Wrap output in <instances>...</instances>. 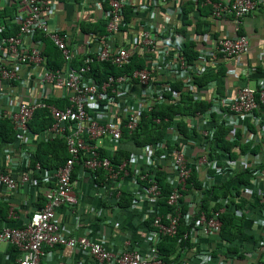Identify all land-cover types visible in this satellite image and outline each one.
Instances as JSON below:
<instances>
[{"label":"built area","instance_id":"built-area-1","mask_svg":"<svg viewBox=\"0 0 264 264\" xmlns=\"http://www.w3.org/2000/svg\"><path fill=\"white\" fill-rule=\"evenodd\" d=\"M13 1L18 6L13 22L19 28L16 34L7 36L6 28L0 24V82L12 87L15 83L18 87L24 85L25 95L11 91L0 94V117L13 123L17 133L14 145L22 148L21 158L27 171L18 180L0 172V187L7 192L20 189L28 194L31 186L50 185V191L43 209L31 214L24 226L0 229V252L4 246L17 249L20 258L16 264H47L44 260L48 250L58 247L76 249L94 264H165L160 245L165 238H175L183 223L193 249L182 252L174 264H261L264 209L251 221L260 237L254 250L244 257L226 258L220 254L215 258L212 251L217 248L226 207L206 210L203 205L206 194L247 170L254 176L252 186L242 196L262 195L258 192L264 166V127L260 128L261 119L255 113L264 109V81L258 87H240L233 95L209 96L196 80L206 74L219 75L225 61L237 65L239 59L251 54V39L240 34V28L245 19L264 12V0H105L107 7L101 18L106 22L104 32L91 36L87 45H93L92 49L78 50L75 55L66 38L48 31V18L55 10L52 0ZM203 10L207 12L204 16ZM186 15L192 18V26L206 21L205 32L195 36L180 33L176 21ZM228 20L234 23L233 34L214 37L208 32ZM40 34L62 54L65 69L49 68ZM122 34L133 38L120 39ZM191 43L197 53L192 62L187 54ZM75 58L81 61L77 67ZM257 60L263 62L264 54L257 55ZM134 61L138 62L136 68L126 73ZM97 64L111 65L123 73L109 76L98 85L90 76ZM257 70L248 66L241 75L250 79ZM235 71L232 68L229 74L234 75ZM35 85L42 96L26 100ZM55 91H61L57 95L61 107L50 102ZM184 95L193 104H207V108L198 109L187 118L180 113L172 118L154 117L159 107H182ZM41 110L48 113L53 123L40 135H34L30 124ZM149 118L155 127L166 129L164 138L139 152L120 156L125 137L137 133L142 121ZM249 118L258 132L244 125ZM219 127L229 131L231 143L260 145L262 153L230 158L218 147ZM57 137L65 139L69 159L63 167L49 171L37 162L36 153L25 149L37 150L36 145ZM78 170L94 182L102 173L103 180L95 188L113 192L119 211L125 210L119 206L124 196L133 199L129 210L142 218L145 250L133 244L131 233L125 246L112 252L88 236L70 237L60 227L57 210L78 203V181L74 179ZM195 174L201 187L193 181ZM161 175L171 189L166 197L159 181ZM164 199L170 208L167 213L160 212ZM212 242L213 249L209 244Z\"/></svg>","mask_w":264,"mask_h":264},{"label":"crops","instance_id":"crops-1","mask_svg":"<svg viewBox=\"0 0 264 264\" xmlns=\"http://www.w3.org/2000/svg\"><path fill=\"white\" fill-rule=\"evenodd\" d=\"M140 2L141 0H133ZM55 7L53 14L48 18V31L50 33H59L66 38L70 45L73 55L78 50L84 51L92 49L93 45L90 43L92 35L91 31H87V26L91 24L103 23L101 18L106 9L105 0H52ZM18 6L13 0H0V24L7 27L9 34H16L17 29L13 25V19L17 13ZM189 9V8H188ZM19 12V11H18ZM191 12V11H190ZM189 12L187 11V14ZM191 21V22H190ZM190 23V24H188ZM177 26L186 30L185 34L195 36L196 34L204 33L203 24L201 28L192 26V18L186 17L176 21ZM192 26V27H191ZM86 27V28H85ZM9 29V30H8ZM10 29L12 32H10ZM205 29H208L207 27ZM209 30V29H208ZM235 26L232 20L224 21L218 25L212 26L208 32L214 37L233 34ZM243 35L248 36L252 42V52L248 56H244L234 65L233 62L225 61L221 66L220 74L216 78L203 86L208 90V95L213 94H232L240 87L250 85L259 86L260 81H264V60L258 62L257 55L264 54V12L258 13L245 19L240 28ZM13 34V35H14ZM39 41L42 42L43 51L45 50V40H48L44 34L38 36ZM132 36L123 35L120 39L129 40ZM81 63L80 58H75L74 66L77 67ZM248 66L257 67V72L246 79L241 75L243 68ZM66 63L60 69H65ZM235 69V74L231 75L230 70ZM241 75V76H240ZM15 83L12 87L9 84L0 82V94H6L10 91L16 95H25L24 85ZM61 91L56 92L55 96L50 100L51 103L62 106V103L57 99ZM42 93L35 85L34 89L27 93L26 100L33 101L40 98ZM255 116L261 119V126L264 127V109H259ZM252 131L258 132V128L254 127L253 119L249 118L244 122ZM36 143V142H35ZM39 145V144H38ZM36 145V149L38 147ZM245 146V145H243ZM253 146V145H252ZM257 153L253 154L248 151L241 156L258 155L262 153L260 145L254 146ZM14 143L0 145V172L12 175L15 179H19L20 175L27 171V164L21 158V150L18 149ZM131 151L133 153L139 152ZM27 152L36 153L32 147L25 149ZM239 151V150H238ZM238 159V158H237ZM74 179L77 182L78 203L73 207L63 206L57 210L56 222L60 227L67 232L70 237H90L95 241L101 242L106 248L112 252H117L125 246L128 237L133 234V244L142 251L146 248L145 235L140 227L142 218L135 212L125 209L119 211L113 201L114 193L110 191H100L97 182L91 180L89 175H83L78 170ZM32 187V188H31ZM29 193L24 194L20 189L14 192H7L0 187V204H6L7 212L5 218L0 216V229L3 227H22L30 218L31 214L43 209L45 203V196L50 191V185L31 186ZM262 195L258 196L264 203V173L260 175L259 192ZM245 200H252L254 197L246 195L242 196ZM15 215V216H14ZM104 223V224H103ZM252 223V222H251ZM249 233L256 230L253 225L249 227ZM260 234V233H259ZM214 242L211 243L212 249ZM20 258V253L14 247H2L0 252V264H16ZM47 264H94L93 261L78 252L76 249L68 247H58L53 250H48L46 259ZM192 262V261H191Z\"/></svg>","mask_w":264,"mask_h":264},{"label":"trees","instance_id":"trees-1","mask_svg":"<svg viewBox=\"0 0 264 264\" xmlns=\"http://www.w3.org/2000/svg\"><path fill=\"white\" fill-rule=\"evenodd\" d=\"M207 12L205 10L201 11V15L204 16ZM1 18V17H0ZM106 23V22H105ZM105 23L91 24L87 26V31H91V34L103 33ZM190 24V23H188ZM205 24L206 21H201L198 25L199 28ZM15 29L18 30L17 25H13ZM5 27V26H4ZM6 28L7 36L13 35L9 34ZM86 28V27H85ZM9 30V29H8ZM10 29V32H12ZM180 33L185 34L186 30L180 29ZM240 34H243L240 32ZM45 50L44 55L48 58L49 68L52 70H58L64 66V60L62 54L56 49V47L50 42V40H45ZM190 61H194L197 53L195 52V45L193 43L187 46ZM194 49V50H193ZM137 61L133 62L131 67L125 69V72L129 73L136 68ZM123 72L115 67L108 64H97L92 67L90 76L94 79L98 85L103 84L109 76H118ZM217 75L206 74L201 78H197L196 83L200 86H205L216 78ZM182 107L177 106H165L159 107L155 110L154 117H174L176 113H180L185 118L190 116V113L195 112L198 109L207 108V104H193L191 99L187 96H183ZM52 120L46 111H38L34 117V120L30 124V131L34 135H40L48 128L52 126ZM166 129H160L155 127L152 123V119H145L142 121V125L139 131L131 136L125 137L123 142V147H121L120 156L129 154L131 151H137L148 144H155L161 141L165 136ZM228 130L219 127L217 131V141L218 147L229 154L230 158L237 159L239 154H244L251 151L253 154L257 153V149L252 147V145H241L239 141L231 143L228 138ZM17 138V133L14 129L13 123L8 119H3L0 117V145L14 143ZM240 139V134L238 136ZM239 150V151H238ZM36 159L42 167L49 171H55L63 167L67 160L69 159V154L67 151V145L64 138L57 137L54 141L48 143H40L37 147ZM120 159V157L118 158ZM261 174L264 173V166L261 168ZM254 176L249 170L239 173L229 181H226L220 188L213 190L209 194H206L204 201V209L208 210L210 207L215 209H220L226 207V212L222 215L221 220L223 222V228L220 236L216 239L217 248L212 251V255L215 258H219L222 254L226 258L231 256L240 255L244 257L245 253L254 250L255 245L260 240V237L253 231L249 233V227L251 226V221L257 218L259 213H262L264 209V203L262 200L254 194L252 200H245L242 197L243 191L246 188L252 186V177ZM102 173L99 174V180L97 183H101L103 180ZM160 183L164 189L165 197L170 193V186L165 182L163 176L161 175ZM193 181L196 186L201 187L197 174L194 175ZM133 199L129 196H124L119 203V206L127 209L131 206ZM166 200L160 202V212L167 213L170 208L166 205ZM8 205L0 204V216L5 218ZM249 211V212H248ZM249 213V214H248ZM187 229L182 223L179 233L175 238H165L160 245V252L163 257L165 264H174L181 259V254L184 251L187 253L191 252L193 249L192 241L186 238ZM215 240V239H213ZM211 244V243H209ZM250 245V248H247ZM261 264H264V260Z\"/></svg>","mask_w":264,"mask_h":264}]
</instances>
